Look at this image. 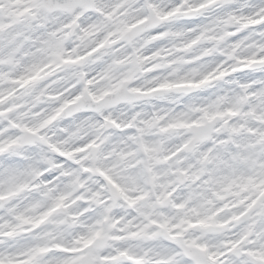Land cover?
<instances>
[{
    "label": "clouds",
    "instance_id": "obj_1",
    "mask_svg": "<svg viewBox=\"0 0 264 264\" xmlns=\"http://www.w3.org/2000/svg\"><path fill=\"white\" fill-rule=\"evenodd\" d=\"M0 264H264V0H0Z\"/></svg>",
    "mask_w": 264,
    "mask_h": 264
}]
</instances>
